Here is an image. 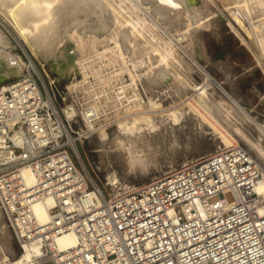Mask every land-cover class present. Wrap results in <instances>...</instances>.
Instances as JSON below:
<instances>
[{
	"label": "built area",
	"instance_id": "2783aa9c",
	"mask_svg": "<svg viewBox=\"0 0 264 264\" xmlns=\"http://www.w3.org/2000/svg\"><path fill=\"white\" fill-rule=\"evenodd\" d=\"M5 85L0 208L20 245L40 241L37 264H264V194L256 188L264 168L245 148L219 145L114 192L96 183L77 154L91 132L74 129L45 85L31 73ZM46 198L54 203L40 223L32 205ZM65 231L76 242L58 250L55 239Z\"/></svg>",
	"mask_w": 264,
	"mask_h": 264
},
{
	"label": "bare ground",
	"instance_id": "6f19581e",
	"mask_svg": "<svg viewBox=\"0 0 264 264\" xmlns=\"http://www.w3.org/2000/svg\"><path fill=\"white\" fill-rule=\"evenodd\" d=\"M126 1L0 0V9L8 20L11 18L14 21V23L11 21L12 24L17 27L19 35L33 47L34 53L40 54L43 61H48L51 68L59 73L58 75L70 78L66 85L68 94H71L73 98L79 97L77 100L82 103L80 105H75L77 102L69 103L62 107L66 117L73 120L79 116L82 118L83 125L79 126L80 132L99 131L101 148L97 150L102 151V158L109 157V152L113 151L118 161L124 166V170L132 171L147 168L151 151L148 153L146 148L152 144V139L157 137L163 141L168 139L170 140L168 142L176 145L175 141L178 137L176 126L182 124L187 110L177 109L173 105L172 108L165 109L162 102L154 100L151 96L148 101L151 109L143 110L141 95L134 93V98L131 100L130 97L121 95L126 88V85H121L115 92L116 99L113 100V104L116 105L117 114L122 112L125 114L118 117L110 136L106 124L98 125L102 121L101 110L108 105L107 101H110L107 94L110 91H108L109 85L111 86L113 77L127 72L131 80L128 85L131 87H136L138 79L143 76L148 78L152 86H156L167 81L171 73L174 74L178 84L186 86L187 76L190 74L183 68L187 67V61L184 60L186 62V67H184L182 63L184 61L177 52L174 41L171 37L165 39L156 28L159 22L171 28L177 27L182 21V25L175 29L176 33L178 31V38H176L182 40L188 37V32L192 30L191 25L199 24L201 18H198L197 9L193 7L191 0H172V3H167L166 0L165 2L162 0H128L129 5ZM142 5L149 9L156 19L148 20L140 16L138 10L143 8ZM226 8L229 11L230 26L244 42L254 44L253 52L257 62L264 61V0H233ZM256 12L258 14H254ZM220 13L223 11L221 10ZM9 39L0 28V81L11 74L21 78L29 75V73L25 74L26 64L13 53ZM108 66L117 67L107 72ZM204 76L206 82L198 87L196 97L191 98L196 101L203 112L205 111V114L220 119L235 131L248 147L261 160H264V144H262L264 139L261 137L264 135V123L258 122L228 92H226L227 100L209 96L210 84L216 87H221V85L209 73L205 72ZM105 91H108L105 93L106 96L103 95ZM125 100L128 102L125 103ZM127 115H132V117L128 118ZM251 123L259 129L260 137L254 138L251 135ZM12 138L15 141L18 140L16 133L12 135ZM106 140L109 141L110 149L105 148ZM74 141L75 138H71V142ZM5 144L4 135L0 133V146ZM229 145L238 144L231 143L226 146ZM77 154L80 156L79 150ZM255 161L259 164V161ZM106 167L110 166L106 164ZM22 171L27 183H32L34 174L31 169L24 166ZM107 178L112 184H110L111 189L118 192L121 187L115 185L119 181L116 171H110ZM256 188L259 193L264 194V175L256 183ZM92 197L96 199L94 194ZM53 203L51 198L37 200L33 203L32 210L38 222L44 223L48 220L49 209ZM5 221V215L0 208V264H37L36 259L44 255V249L37 239L20 245L22 250L15 258L7 254L4 243L7 240L8 230L6 229L8 227L6 228V224L8 223L6 221L5 224ZM75 242V233L65 231L56 237L54 246L58 250H63L74 245Z\"/></svg>",
	"mask_w": 264,
	"mask_h": 264
},
{
	"label": "rangeland",
	"instance_id": "374dc122",
	"mask_svg": "<svg viewBox=\"0 0 264 264\" xmlns=\"http://www.w3.org/2000/svg\"><path fill=\"white\" fill-rule=\"evenodd\" d=\"M191 1L193 7L197 9L198 18H201V20L199 24L193 23V25H191L192 30H190L191 34L188 32V37L182 40L177 39L178 31L176 33L175 29H178V26L182 25V21V23L179 22L177 27L171 28L168 27L169 25L158 21V27L156 28L165 39H170L171 37L172 41H174L173 43L177 46V48H175L181 59L187 61V67L186 62H182L184 67H186L183 69L190 74L187 76L188 83L186 86L178 84L174 78V74L170 72L171 77H169L167 81L156 86H152L148 78L143 76L141 79H138L136 87H131L128 85L131 82L129 74L127 72L121 73L113 77L111 86L109 85L108 91H110L107 94L109 96L108 100L110 101H107L108 105L102 109L107 112L105 111V113L101 110L100 118L102 121L98 124H106L108 133L110 136L112 135V129L115 128L116 120L118 117L125 114L123 112L117 114L116 105L113 104V100L116 99L115 92L118 91L117 89L121 85H126L125 92L121 95L130 97L132 100L134 98V93L140 94L142 97L143 110L151 109V107H149L150 105H148L150 104L148 102L150 96L154 100L162 102L163 108L165 109L174 106L177 109L184 108L187 110L186 117H184L182 121L183 125L179 124L176 126V133L178 136L175 141L176 145L168 142L170 141L168 139L164 141L159 137L152 139V144L146 148L148 153L151 151L149 154L150 156H148L149 164L147 168L145 170H126V172L123 168L124 166L118 161L119 159L113 151L109 152V157L102 158V151L97 150L101 148L99 144L101 142L98 136L99 131L90 133L86 138L78 141L77 145L81 159L90 170L96 183L102 188H111V183H109L107 176L112 170L116 171L119 178V183L117 182L115 185H120L119 187L121 188L125 185H139L156 176L167 173L190 160L206 155L219 145L226 146L231 143L238 144L245 148L253 158L257 160V162L259 161L258 163L264 167V160H261L235 131L225 125L220 119L212 118L207 115V113L205 114V111L203 112L196 104V101L192 99L196 97V93L199 91L198 87L206 82L204 73L207 72L221 85V87H216V85L213 84H210V86L208 85L209 96L227 100L226 92H228L233 99L245 107L258 122L264 123V61H261V63L257 62L253 52L255 47L254 44L252 42H244L230 26L229 21L231 20L226 6L233 0ZM126 2L129 5V1L127 0ZM142 6L143 8L138 10L140 16L142 15L148 20L156 19L149 9H146L144 5ZM221 10L223 13H220ZM254 14H258V12ZM11 21L14 23L11 18L8 20L0 9V28L4 31V34L10 38L9 40L12 43L13 53L19 57L21 62L26 64L25 74L31 73L38 79L42 88L43 85L46 86L61 115L66 117L62 107L69 103L75 104L77 102L75 105H80L82 103V101L77 100L79 97L73 98L71 94H68L66 85L70 78L58 75L59 73L51 68L48 61H43L44 59H42L43 57L40 54L34 53L33 47L19 35L20 33L17 27H14L15 24H12ZM198 25H200V27ZM189 35L191 36L189 37ZM116 67L117 66H108L106 71L108 72V70H113ZM8 76H5L2 81H0V86L21 78L15 74ZM108 91H105L103 95L106 96L107 94L105 93ZM113 94L114 96H112ZM217 94H219V96ZM124 102L126 103L128 101L125 100ZM107 109H109V111ZM113 109H115L114 112ZM106 115L107 118L109 117L108 120L107 118L104 119ZM127 117L131 118L132 115H127ZM76 120H72V125L74 129L79 130V126L83 125V121L80 116ZM250 131H252L251 135L254 138L260 137V131L256 125L252 124ZM261 137L264 139V135ZM154 140H157L158 143L161 141L159 143L160 145ZM105 142V148L110 149L109 141L106 140ZM262 144H264V141H262ZM75 160L78 162L77 157H75ZM106 164L110 167L107 168ZM226 197L228 200L233 199L231 193H227ZM6 228L8 231L4 247H6L7 254L11 258H15L22 248L7 224Z\"/></svg>",
	"mask_w": 264,
	"mask_h": 264
},
{
	"label": "snow or ice",
	"instance_id": "6c2138e0",
	"mask_svg": "<svg viewBox=\"0 0 264 264\" xmlns=\"http://www.w3.org/2000/svg\"><path fill=\"white\" fill-rule=\"evenodd\" d=\"M162 2H165V0H162ZM167 3H172V0H166ZM173 7H176L175 4H172ZM261 215H264V213H261Z\"/></svg>",
	"mask_w": 264,
	"mask_h": 264
}]
</instances>
